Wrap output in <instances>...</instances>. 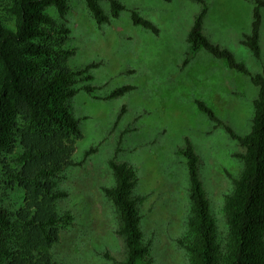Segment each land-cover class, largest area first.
I'll return each instance as SVG.
<instances>
[{
	"label": "rangeland",
	"instance_id": "obj_1",
	"mask_svg": "<svg viewBox=\"0 0 264 264\" xmlns=\"http://www.w3.org/2000/svg\"><path fill=\"white\" fill-rule=\"evenodd\" d=\"M117 1L124 10L102 25L95 23L83 0H68L63 20L55 8L46 10L69 29L65 47L73 54L68 65L78 69L99 63L90 70L88 84L95 88L93 93L81 89L68 102L82 138L72 154L76 165L51 177L54 187L66 194L56 202L62 221L51 252L59 264L125 261L115 210L101 190L114 184L108 166L112 159L136 171L133 192L144 198L139 206L140 229L151 264H189L177 244L187 232L190 209L186 160L178 151L188 140L199 158V175L221 238L226 234L224 198L242 167L238 142L209 120L196 102H203L243 136L250 130L258 90L248 75L230 69L205 50L184 64L186 36L201 10L197 0ZM204 1L208 9L204 35L230 50L250 74L259 73L264 65V8L259 38L262 56L257 61L240 44L242 35L250 32L254 0ZM100 6L110 14L109 0H101ZM133 10L152 22L158 34L133 25ZM122 86L134 89L104 99ZM91 148L95 152L85 158ZM3 180L0 166V208L16 211L23 204L24 191Z\"/></svg>",
	"mask_w": 264,
	"mask_h": 264
},
{
	"label": "trees",
	"instance_id": "obj_2",
	"mask_svg": "<svg viewBox=\"0 0 264 264\" xmlns=\"http://www.w3.org/2000/svg\"><path fill=\"white\" fill-rule=\"evenodd\" d=\"M97 25L117 18L124 5L109 0L110 14L101 0H83ZM169 2L170 0H164ZM187 33L188 57L200 50L222 59L230 69L248 75L257 87L253 115L247 134L237 135L203 102L197 107L216 126L225 129L242 148L237 154L242 167L231 179L232 189L224 198L226 234L220 237L216 219L199 175V158L186 140L178 151L186 160L190 204L186 234L177 239L189 264H264V65L259 73L247 67L228 49L212 43L203 33L207 14L204 0ZM55 8L60 19L68 10V0H0V166L5 185L24 191L22 206L16 211L0 208V264H59L51 247L58 241L62 216L56 202L65 197L51 177L69 166L75 144L82 138L79 121L69 112L68 102L79 91L93 93L88 84L92 62L73 69L68 65L72 51L65 47L69 29L47 12ZM264 0H254L250 32L240 44L260 61L259 44ZM133 25L158 34L159 30L136 10L130 13ZM87 83L79 86L80 83ZM134 89L122 86L104 99ZM124 111V107L121 109ZM95 152H85L86 158ZM114 184L101 188L110 200L117 219L116 234L124 242L123 264H151L149 247L143 242L139 206L143 197L134 194L136 171L126 163L108 161Z\"/></svg>",
	"mask_w": 264,
	"mask_h": 264
}]
</instances>
